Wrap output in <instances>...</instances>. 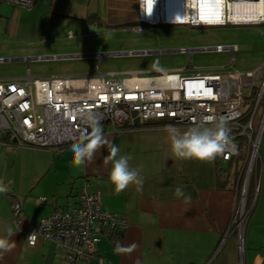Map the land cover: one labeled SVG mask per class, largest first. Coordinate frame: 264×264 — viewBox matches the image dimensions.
<instances>
[{
  "label": "crops",
  "instance_id": "crops-1",
  "mask_svg": "<svg viewBox=\"0 0 264 264\" xmlns=\"http://www.w3.org/2000/svg\"><path fill=\"white\" fill-rule=\"evenodd\" d=\"M8 5L0 6V38L27 42L31 50H50L44 42L54 41L58 32L69 27L72 21L87 23L94 18L108 27L132 25L136 21V0H38L30 10ZM206 5H195V19H223V11L220 15L214 12L211 17L212 11L208 10L211 7ZM219 5L222 9L223 4ZM263 14L261 2L230 4V18L234 22L256 21ZM231 46L236 50L218 53L231 51L234 54L239 50L237 44L226 47ZM170 50L173 49L145 51L174 53L167 52ZM194 68L191 61L184 69L172 70L184 72ZM227 71L231 70L226 67L223 72ZM26 77L3 76L0 80ZM169 125L181 132L193 128L168 120L136 123L119 132L103 128L106 139L119 147L120 155L131 156L130 167L140 169L144 178L142 190L132 184L120 193L110 180L112 163L105 159L110 155L107 145L96 153L90 165L75 167L71 145L41 148L18 142L5 145L0 141V181L9 189L0 193V237L7 236L11 229L14 235L10 239L16 242L13 251L0 253V264H70L65 259L63 246L41 239L31 247L27 244L26 232L31 221L48 217L57 208L76 204L78 193L84 187L89 191L100 189L103 208L126 216L129 226L112 234L101 232L95 253L75 264H264V127L257 169L250 180L254 181L246 194L247 204L253 208L240 235L233 218L241 204V189L246 180L243 157L234 158L226 167L218 158L211 163L177 158L166 131ZM8 181L12 183L9 185ZM178 186L192 197L191 203L174 195ZM41 197H47L48 202H43ZM16 198L23 204V219L19 225L13 218L12 203ZM117 244H135L136 247L130 253L118 254L115 252Z\"/></svg>",
  "mask_w": 264,
  "mask_h": 264
},
{
  "label": "built area",
  "instance_id": "built-area-1",
  "mask_svg": "<svg viewBox=\"0 0 264 264\" xmlns=\"http://www.w3.org/2000/svg\"><path fill=\"white\" fill-rule=\"evenodd\" d=\"M37 1L0 0V3L30 9ZM234 1L198 0L196 4L199 7L204 3L211 7L208 9L212 11L209 13L211 17L214 12L220 14L223 11V20L208 21L201 17L195 19V0H156L155 6L152 0H148L150 14L142 9L141 0H136V21L129 27L146 33L150 28L160 26L208 27L264 23V14L253 22L232 21L230 4ZM237 1L261 2L264 5V0ZM219 4H223L222 9ZM201 10L199 12L203 14ZM202 49L216 52L236 50L234 46L223 45ZM178 50L192 53L195 49L181 47ZM8 60L12 59L0 57V62ZM261 107L262 114L259 113ZM82 111L94 113L100 118L103 128H111L113 132L131 128L137 122L142 124L153 120H168L193 127L212 126L220 117H224L233 144L217 158L229 163L242 151L244 154L245 187L241 204L233 218V224L242 235L245 219L253 208L250 206L247 209L246 187L249 177L257 169L264 127V63L248 72L224 73L206 69L192 74L181 70H164L149 75L136 72L119 75L97 70L82 76L39 78L28 75L23 80H0V141L5 145L18 142L41 148L70 146L78 142L82 135L91 132L80 118ZM258 113L260 122L256 125ZM5 135L8 140L3 139ZM41 200L48 202L47 197H41ZM12 209L14 221L19 225L23 219L22 201L14 199ZM128 226L129 219L126 216L103 208L100 189L89 191L84 187L78 193V202L70 208H57L50 216L31 221L26 240L31 247H35L41 239L57 243L64 247L65 259L75 264L95 253L101 232L112 234ZM32 234L35 239H27Z\"/></svg>",
  "mask_w": 264,
  "mask_h": 264
},
{
  "label": "rangeland",
  "instance_id": "rangeland-1",
  "mask_svg": "<svg viewBox=\"0 0 264 264\" xmlns=\"http://www.w3.org/2000/svg\"><path fill=\"white\" fill-rule=\"evenodd\" d=\"M4 5L9 7L8 3L7 5L0 3V6ZM99 22L94 18H91L87 23L70 22L69 27L58 32V37L56 39L54 37V41H50L48 44L44 42L45 47L50 49L47 51L31 50L27 42L0 38V56L12 59L0 62V77L30 75L47 78L48 76L66 74L82 76L95 68H98L100 73L116 72L119 75H126L138 71L141 74L149 75L158 71L157 67L164 70L184 69L191 61L194 67L199 70L194 68L184 71V73L192 74L206 69L224 71L226 67L231 71L248 72L253 71L254 66L258 63H264V23L256 25L228 24L203 28L184 25L152 27L148 32L143 33L127 27L130 25L108 27ZM70 30L73 32V36H69ZM217 44L224 46L237 44L239 50L234 54L229 50H227L229 52L223 53L213 50H194L192 53L135 54L155 49H179L181 47L200 49L214 47ZM129 52L134 54H125ZM106 54L108 55L102 57ZM55 55L61 58H32ZM157 61H159L158 66L156 65ZM260 112L262 114V107ZM259 113L256 117V125H258ZM240 156L244 157L243 151ZM222 166L226 167L227 164L222 162ZM254 175L255 171L251 177ZM251 177H249L246 193L251 183ZM244 182L241 192L245 187ZM245 201L247 204V198Z\"/></svg>",
  "mask_w": 264,
  "mask_h": 264
},
{
  "label": "clouds",
  "instance_id": "clouds-1",
  "mask_svg": "<svg viewBox=\"0 0 264 264\" xmlns=\"http://www.w3.org/2000/svg\"><path fill=\"white\" fill-rule=\"evenodd\" d=\"M155 3L156 0H152L153 6H155ZM141 7L146 13H151L148 11V0H141ZM69 36H71V33H69ZM156 65H159V61L156 62ZM156 70L164 71L163 68L159 67ZM80 118L91 129V132L82 135L78 142L71 145L72 164L75 167L90 165L94 162L96 153L107 145L110 155L105 159L112 163L110 180L115 186V191L120 193L132 184L139 186L138 190H142L144 178L141 175V170L131 168L129 165L131 156L120 155L119 147L106 139L100 118L92 112L83 111L80 113ZM166 131L169 134L174 156L185 160L196 159L211 163L218 156L225 154L233 144L228 122L224 117H220L211 127H193L181 132L175 126L169 125ZM11 183V181H8L9 185ZM8 190L3 181H0V193H6ZM174 195L177 198H182L185 203H191L192 197L185 194L182 186L176 187ZM13 235L11 229H9L7 236L0 237V253H9L15 249L16 242L10 239ZM27 239L34 240L35 235L32 234ZM135 247V244L128 246L117 244L115 252L127 254Z\"/></svg>",
  "mask_w": 264,
  "mask_h": 264
},
{
  "label": "water",
  "instance_id": "water-1",
  "mask_svg": "<svg viewBox=\"0 0 264 264\" xmlns=\"http://www.w3.org/2000/svg\"><path fill=\"white\" fill-rule=\"evenodd\" d=\"M158 51H141V52H137L135 54H146V53H157ZM167 52H179L178 49H173V50H170V51H167ZM125 54H134L133 52H129V53H125ZM138 123V122H137Z\"/></svg>",
  "mask_w": 264,
  "mask_h": 264
},
{
  "label": "trees",
  "instance_id": "trees-1",
  "mask_svg": "<svg viewBox=\"0 0 264 264\" xmlns=\"http://www.w3.org/2000/svg\"><path fill=\"white\" fill-rule=\"evenodd\" d=\"M7 137H8V136L5 135V136L3 137V139H4V140H8ZM222 170H224V169H221V171H222ZM223 173H225V172H223ZM220 175H222V174H220ZM253 181H254V180H252L251 184L253 183ZM249 205H250V204H248V207H250Z\"/></svg>",
  "mask_w": 264,
  "mask_h": 264
},
{
  "label": "snow or ice",
  "instance_id": "snow-or-ice-1",
  "mask_svg": "<svg viewBox=\"0 0 264 264\" xmlns=\"http://www.w3.org/2000/svg\"><path fill=\"white\" fill-rule=\"evenodd\" d=\"M217 2H219V0H217ZM208 94L210 95V92ZM102 99H107V97H102Z\"/></svg>",
  "mask_w": 264,
  "mask_h": 264
},
{
  "label": "bare ground",
  "instance_id": "bare-ground-1",
  "mask_svg": "<svg viewBox=\"0 0 264 264\" xmlns=\"http://www.w3.org/2000/svg\"><path fill=\"white\" fill-rule=\"evenodd\" d=\"M235 1H237V0H235ZM235 1H234V2H235ZM220 14H221V13H220ZM220 14H219V15H220ZM200 19H202V18H200ZM202 20H203V19H202ZM222 20H223V19H222ZM252 22H253V21H252Z\"/></svg>",
  "mask_w": 264,
  "mask_h": 264
}]
</instances>
